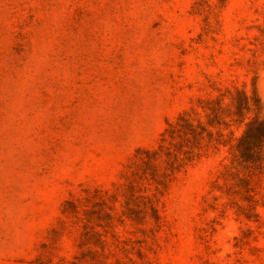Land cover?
<instances>
[{
    "label": "rangeland",
    "instance_id": "rangeland-1",
    "mask_svg": "<svg viewBox=\"0 0 264 264\" xmlns=\"http://www.w3.org/2000/svg\"><path fill=\"white\" fill-rule=\"evenodd\" d=\"M235 88L264 0H0V264H264V161L162 137Z\"/></svg>",
    "mask_w": 264,
    "mask_h": 264
},
{
    "label": "trees",
    "instance_id": "trees-1",
    "mask_svg": "<svg viewBox=\"0 0 264 264\" xmlns=\"http://www.w3.org/2000/svg\"><path fill=\"white\" fill-rule=\"evenodd\" d=\"M200 107L206 117L204 123L200 120L194 122L188 112L183 111L174 121L166 122L162 137L168 135L173 139L177 136L181 142L190 141L192 144L201 139L214 142L226 147L231 160L244 169L259 168L263 164L264 116L261 115L260 100L256 93L248 95L244 90L235 88V93H219L215 99ZM223 115L235 123V130L223 120ZM222 128L227 129V137L223 136ZM179 145L176 144V149L181 151ZM146 153L150 158L156 155L157 151L152 149ZM168 155L174 156V153ZM171 167V170L175 169V166Z\"/></svg>",
    "mask_w": 264,
    "mask_h": 264
}]
</instances>
